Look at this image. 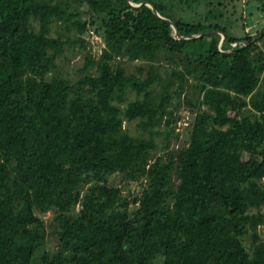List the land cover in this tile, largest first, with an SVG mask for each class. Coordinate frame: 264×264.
<instances>
[{
  "label": "trees",
  "instance_id": "1",
  "mask_svg": "<svg viewBox=\"0 0 264 264\" xmlns=\"http://www.w3.org/2000/svg\"><path fill=\"white\" fill-rule=\"evenodd\" d=\"M183 1L0 0V264H264V0L243 35ZM68 43L80 78H48Z\"/></svg>",
  "mask_w": 264,
  "mask_h": 264
},
{
  "label": "rangeland",
  "instance_id": "2",
  "mask_svg": "<svg viewBox=\"0 0 264 264\" xmlns=\"http://www.w3.org/2000/svg\"><path fill=\"white\" fill-rule=\"evenodd\" d=\"M248 2L249 0H185L181 3L175 4V12L177 14H182L183 10H186L189 13L187 15H190V21H197L200 16H203V14L209 11L210 20H217L218 23H220L227 29L231 27L229 26L230 24H233L232 31L236 35H243V22H241V15L243 14L244 17L247 15L246 6ZM166 4L170 3L166 2ZM257 14L258 12L254 11V17L250 18V20H252L253 26L246 30V34H253V36H256L259 24L264 23V20L262 18H257ZM33 25L35 27V31H38V24L33 23ZM91 31L94 32L95 35L99 36V38H101V40L103 41L102 37L97 34L94 30H90L88 34H85L83 36V38L89 44H87V50L91 51L93 56L98 57L100 55V52L103 50V45L97 44L99 43V41L93 38ZM59 34L66 41L70 39L68 33L64 28L57 27L55 25L52 30V35L58 36ZM85 55L86 54L84 53V50L81 49L80 45H73L72 43H68L65 47V52L58 58L56 62V68L51 74L48 75V78H52L54 76H64L71 79L72 82H75L81 76L80 70L84 65ZM129 99L134 100L135 95L130 94ZM180 116L181 119H179L176 126V133L179 134V141L175 142V140L173 139L170 149L176 150L179 147H187L189 143L188 127L193 118V114L188 110L183 109L180 111ZM128 127L130 128L132 134H135L137 131V122H133L132 124L128 125ZM163 142L164 140L160 139L159 137H156L158 153L160 155L163 154V152L160 151ZM108 185L122 188L123 193L129 198V200H133L142 191L141 183L130 182L124 177V175L118 173L110 175L108 177ZM137 206L138 204H136V207ZM262 211L264 213V207ZM40 216L48 225L53 216V212H49ZM47 232V245L45 249L41 248L38 251L36 256L37 261L40 260L45 250L49 252L55 250L57 239L51 233L49 227L47 228Z\"/></svg>",
  "mask_w": 264,
  "mask_h": 264
},
{
  "label": "built area",
  "instance_id": "3",
  "mask_svg": "<svg viewBox=\"0 0 264 264\" xmlns=\"http://www.w3.org/2000/svg\"><path fill=\"white\" fill-rule=\"evenodd\" d=\"M91 34L93 35L94 39H97V41H99V43L96 42L97 44H102L103 45V47H102V49H103L105 47V45H104V42L101 40V38H99V36L95 35V33L92 32V31H91ZM100 54H101V52H100Z\"/></svg>",
  "mask_w": 264,
  "mask_h": 264
},
{
  "label": "water",
  "instance_id": "4",
  "mask_svg": "<svg viewBox=\"0 0 264 264\" xmlns=\"http://www.w3.org/2000/svg\"><path fill=\"white\" fill-rule=\"evenodd\" d=\"M129 1H130V3H131V0H129ZM131 4H132V3H131ZM142 4L148 6V7L151 8L152 10H155V9L153 8V6H152L150 3H147V2H145V3H141V4H138V5H134V4H132V5H134V6H141ZM172 29L174 30V25H172Z\"/></svg>",
  "mask_w": 264,
  "mask_h": 264
}]
</instances>
